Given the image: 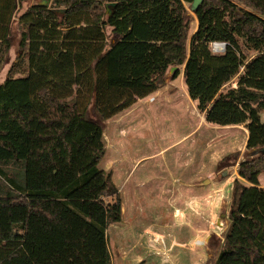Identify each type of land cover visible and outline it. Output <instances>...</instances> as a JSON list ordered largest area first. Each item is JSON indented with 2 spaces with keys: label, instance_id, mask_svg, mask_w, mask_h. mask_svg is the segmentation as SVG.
<instances>
[{
  "label": "trees",
  "instance_id": "obj_1",
  "mask_svg": "<svg viewBox=\"0 0 264 264\" xmlns=\"http://www.w3.org/2000/svg\"><path fill=\"white\" fill-rule=\"evenodd\" d=\"M24 1L0 0V74ZM193 2L40 0L21 15V53L0 85V176L11 165L26 173L0 195V264H112L106 230L122 221V202L99 169L92 104L109 120L183 76L208 124L244 125L247 149L264 148V0H203L191 35ZM263 174L264 154L239 164L215 264H264Z\"/></svg>",
  "mask_w": 264,
  "mask_h": 264
},
{
  "label": "rangeland",
  "instance_id": "obj_2",
  "mask_svg": "<svg viewBox=\"0 0 264 264\" xmlns=\"http://www.w3.org/2000/svg\"><path fill=\"white\" fill-rule=\"evenodd\" d=\"M39 1L19 5L0 85L21 53L20 17ZM186 8L193 35L198 21L191 6ZM107 35L110 46L115 41L111 28ZM235 86L236 79L226 89ZM87 115L104 129L106 152L99 169L111 176L122 202V221L106 230L112 264H215L229 226L239 164L251 157L246 127L208 124L183 76L174 80L171 74L157 92L109 120H101L93 104ZM5 171L0 195L11 177L21 181L26 173L25 166L15 165ZM260 181L264 186V174Z\"/></svg>",
  "mask_w": 264,
  "mask_h": 264
},
{
  "label": "water",
  "instance_id": "obj_3",
  "mask_svg": "<svg viewBox=\"0 0 264 264\" xmlns=\"http://www.w3.org/2000/svg\"><path fill=\"white\" fill-rule=\"evenodd\" d=\"M202 2H203V0H194L193 4L191 6L192 11L193 12L196 11ZM43 4L49 5V1H45V2H43ZM225 49H226V44H225V48L223 49V51H225ZM175 70H176V68H173L172 72H174ZM260 154H264V148L254 149L251 151V156H258Z\"/></svg>",
  "mask_w": 264,
  "mask_h": 264
},
{
  "label": "built area",
  "instance_id": "obj_4",
  "mask_svg": "<svg viewBox=\"0 0 264 264\" xmlns=\"http://www.w3.org/2000/svg\"><path fill=\"white\" fill-rule=\"evenodd\" d=\"M211 48L214 53L221 52L225 48V43H213Z\"/></svg>",
  "mask_w": 264,
  "mask_h": 264
},
{
  "label": "crops",
  "instance_id": "obj_5",
  "mask_svg": "<svg viewBox=\"0 0 264 264\" xmlns=\"http://www.w3.org/2000/svg\"><path fill=\"white\" fill-rule=\"evenodd\" d=\"M262 177V176H261ZM261 177H260V179H261ZM261 182V181H260ZM261 184V183H260ZM264 187V186H263Z\"/></svg>",
  "mask_w": 264,
  "mask_h": 264
}]
</instances>
